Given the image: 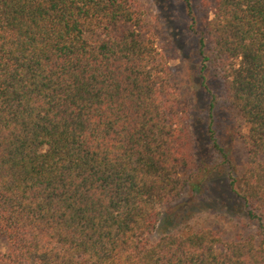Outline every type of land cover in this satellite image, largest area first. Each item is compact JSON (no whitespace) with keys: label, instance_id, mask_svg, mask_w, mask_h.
Listing matches in <instances>:
<instances>
[{"label":"trees","instance_id":"16d2710c","mask_svg":"<svg viewBox=\"0 0 264 264\" xmlns=\"http://www.w3.org/2000/svg\"><path fill=\"white\" fill-rule=\"evenodd\" d=\"M214 2L192 30L248 126L233 192L260 243L212 226L150 241L197 189L196 152L135 0H0V264H264V0Z\"/></svg>","mask_w":264,"mask_h":264},{"label":"rangeland","instance_id":"374dc122","mask_svg":"<svg viewBox=\"0 0 264 264\" xmlns=\"http://www.w3.org/2000/svg\"><path fill=\"white\" fill-rule=\"evenodd\" d=\"M189 1L191 14L186 0H135L168 62L173 84L183 94L182 110L196 152L194 168L182 172L181 177L197 189L191 186L181 199L164 208L150 241L165 233L188 234L212 226L225 241L253 238L258 245L256 227L233 192L248 159L244 142L248 126L229 104L221 74L213 67L202 74L199 36L192 30L193 17L199 22L213 17L215 2ZM202 76L207 79L205 84Z\"/></svg>","mask_w":264,"mask_h":264}]
</instances>
